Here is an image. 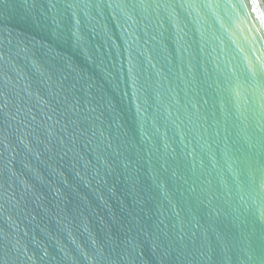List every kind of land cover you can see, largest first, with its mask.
Instances as JSON below:
<instances>
[{
	"label": "water",
	"instance_id": "water-1",
	"mask_svg": "<svg viewBox=\"0 0 264 264\" xmlns=\"http://www.w3.org/2000/svg\"><path fill=\"white\" fill-rule=\"evenodd\" d=\"M0 264H264L261 0H0Z\"/></svg>",
	"mask_w": 264,
	"mask_h": 264
},
{
	"label": "trees",
	"instance_id": "trees-1",
	"mask_svg": "<svg viewBox=\"0 0 264 264\" xmlns=\"http://www.w3.org/2000/svg\"><path fill=\"white\" fill-rule=\"evenodd\" d=\"M262 1V3H263V6H264V0H261Z\"/></svg>",
	"mask_w": 264,
	"mask_h": 264
}]
</instances>
